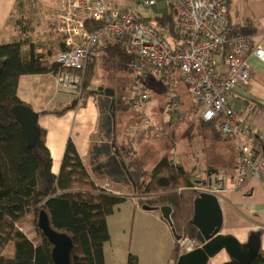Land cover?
<instances>
[{
    "label": "trees",
    "instance_id": "16d2710c",
    "mask_svg": "<svg viewBox=\"0 0 264 264\" xmlns=\"http://www.w3.org/2000/svg\"><path fill=\"white\" fill-rule=\"evenodd\" d=\"M139 19L154 25L173 44L179 43L180 34L171 13L152 18L140 15ZM98 26L88 24L91 30ZM239 29L247 34L244 28ZM62 46V50H66L65 45ZM22 47L21 40L0 44V264H55L53 244L38 227L41 211L48 214L53 229L72 238L71 264H105L104 245L110 239L107 218L127 200L128 195L114 194L98 185L72 139L67 142L58 175L52 172L53 159L46 144L44 128L40 127L35 147H29L26 133L13 113L16 105H29L19 97L20 78L50 72L57 74L63 68L49 62L54 51L39 52L36 45L30 43L28 58L25 59ZM102 50V55L86 72L81 96L61 109L44 110L40 114L63 116L70 110L86 106L88 98L97 93L85 92L97 73L94 65L97 60L109 69L107 76L115 88L110 104L112 116L115 112L123 114L131 109L126 95L135 75L134 57L115 42H109ZM223 51L226 52V47ZM201 126L204 136L221 138L216 120L202 121ZM117 149L134 184L115 182L140 197L139 202L146 208L160 211L163 206L171 207L169 223L176 239L185 235L197 239L198 229L192 219L195 199L201 192L195 189L200 185L195 177V168L185 169L174 164L168 156L149 168L155 154L153 151L138 153L125 143H117ZM27 215L31 216L38 233L37 243L21 229L22 220ZM9 245H13V254L4 255ZM180 255L176 243L171 255L172 264H176ZM129 263H137V257L130 255ZM224 264L239 263L229 260ZM253 264H264V253L256 257Z\"/></svg>",
    "mask_w": 264,
    "mask_h": 264
},
{
    "label": "crops",
    "instance_id": "0c3cea01",
    "mask_svg": "<svg viewBox=\"0 0 264 264\" xmlns=\"http://www.w3.org/2000/svg\"><path fill=\"white\" fill-rule=\"evenodd\" d=\"M230 3L231 24L244 28L247 34L257 40L264 33V0H231ZM18 5L19 0H0V44L19 40L11 24ZM167 11L168 9H165L163 13ZM28 49L23 44L25 59L28 58ZM215 58H217V66L214 62ZM212 60L217 74L221 77L226 76L229 72L226 52L214 54ZM250 62L252 65L250 83L236 86L230 93L229 100L239 116L236 128L243 140L251 144L259 154H264V61L250 55ZM176 73L180 74L182 80L184 79L178 70L167 71L162 81L165 88L174 84ZM56 80V74L52 72L24 75L19 81V97L39 113L44 110L61 109L76 97L72 93L59 90ZM147 92L151 98L149 90ZM176 96L178 97L176 109H172V102L168 103L167 97L163 101L166 102V115L171 116L170 122H175L177 113L174 114L173 111H178L180 106V95L176 94ZM112 98L114 97L105 93H97L88 98L86 106L70 110L63 116L40 114L38 124L46 130V144L51 152L52 172L55 175L60 172L67 142L72 139L94 181L98 185L112 184L109 176L93 170L95 163L105 160V157L94 158L93 148L96 145L111 141L116 143L117 148V143H121L115 137L116 129H112L113 116L110 106ZM161 106L165 107L163 104ZM104 109L108 110L107 114H104ZM193 109L196 118L192 125L195 121L199 122L200 129L195 134L189 135V140L192 142L197 140V149L190 156H185L184 162L177 156H174V159L165 156L176 165L193 169L199 153H202L203 167L197 179L201 185L209 184L214 179L215 171L226 170L229 173L226 188L218 196L223 214L221 233L231 234L241 243H246L252 232L259 231L260 251L264 253V183L258 178H252L245 190L234 188L237 164L235 142L222 134L218 139L204 136L199 111L195 105ZM112 189L118 194L127 195L122 189ZM130 195L132 194H129L127 200L119 204L107 218L110 239L104 245L105 264H131L130 255L137 257L135 264H172L171 255L177 239L171 224L161 211L145 209L139 200ZM21 225L27 236L37 243L38 233L31 216H25ZM3 254L12 255L13 245H9ZM229 260L228 252L222 250L212 257L208 264H224Z\"/></svg>",
    "mask_w": 264,
    "mask_h": 264
},
{
    "label": "built area",
    "instance_id": "2783aa9c",
    "mask_svg": "<svg viewBox=\"0 0 264 264\" xmlns=\"http://www.w3.org/2000/svg\"><path fill=\"white\" fill-rule=\"evenodd\" d=\"M150 8H156L160 14L172 9V20L180 34L177 45L154 25L139 19L141 12ZM89 23L99 26L91 30ZM57 30L66 47L53 61L64 68L56 74L59 89L81 96L88 68L109 42L120 44L134 57L138 80L178 70L190 86L200 119L216 120L220 133L235 142L234 188L245 190L252 178L264 183V154L243 140L236 128L239 116L229 100L236 86L251 81L250 55L264 61V33L255 40L231 24L229 0H134V6H125L120 0H64L57 16ZM225 47L229 72L221 77L212 57ZM149 97L146 90L138 89L129 101L132 107L141 108ZM171 102L172 109H176L177 99L172 97ZM197 158L195 174L202 171V153ZM228 176L226 170L219 169L209 184L197 185L195 189L219 196L226 188ZM101 186L118 194L109 183ZM176 243L181 254L202 246L198 239L188 235L180 236Z\"/></svg>",
    "mask_w": 264,
    "mask_h": 264
},
{
    "label": "rangeland",
    "instance_id": "374dc122",
    "mask_svg": "<svg viewBox=\"0 0 264 264\" xmlns=\"http://www.w3.org/2000/svg\"><path fill=\"white\" fill-rule=\"evenodd\" d=\"M63 1L19 0V5L11 19L12 27L17 32L16 37L23 42L24 46L29 48L30 43H34L39 52L54 51L49 56V62L55 61L56 55L62 51L63 47V38L57 30V16ZM120 2L125 6H134V0H120ZM167 12L171 13L172 9L169 8ZM141 15L152 18L161 14L157 12L156 8H150L142 11ZM214 62L217 66V58ZM94 65L97 73L89 86L85 88V92L87 90L96 91L101 86L111 87L115 90L107 76L109 69L102 65L100 60H97ZM87 72H89V68ZM165 75L158 77L154 74L146 77L147 79L140 80L134 75L132 77L133 84L126 99L128 100L138 89L149 90L151 98L147 100L144 107L134 108L131 106V109L123 114L115 112L112 120V129H116L115 137L118 142L132 146L138 153H143L146 150L155 153L149 168H153L165 155L172 159L177 156L184 162V157L190 156L198 146L196 139L193 142L189 140V135L195 134L200 129L199 122L195 121L194 126L192 125L196 118V112L193 109L194 102L190 86L184 79H181L179 73H176L174 84L165 88L162 83ZM176 94L180 95V106L178 111H173L174 114L177 113L175 122H170L171 116L166 115V102L163 101L167 97L168 103H170L172 97H177ZM176 99L178 100V97ZM162 104L165 107L161 106ZM103 112L107 114L108 110L104 109ZM106 133L107 130L105 135ZM111 135L109 134V136ZM183 154L184 156L181 157ZM195 177L198 179L200 175L196 174ZM110 182L112 183L110 184L111 188L122 189L123 193H127V195L132 193L129 188L116 183L117 181L115 182L113 178L110 179Z\"/></svg>",
    "mask_w": 264,
    "mask_h": 264
},
{
    "label": "water",
    "instance_id": "95a60500",
    "mask_svg": "<svg viewBox=\"0 0 264 264\" xmlns=\"http://www.w3.org/2000/svg\"><path fill=\"white\" fill-rule=\"evenodd\" d=\"M96 92L105 93L114 97L115 90L112 88L99 87ZM13 113L21 123L27 138L29 147H35L39 135L38 124L40 113L29 105H16ZM112 120V119H110ZM111 125V124H110ZM94 158L105 157L104 161L93 165V170L99 174L112 177L119 183H132L133 178L129 175L125 162L120 159L116 143L111 141L102 142L93 148ZM195 213L192 223L197 227V239L202 243L201 247L181 254L176 264H208L209 260L222 250H226L230 260L239 264H253L256 257L262 254L260 251V232H252L246 243H241L231 234H222L223 214L218 196L202 192L195 199ZM145 209H149L144 207ZM163 216L170 221L172 209L169 206L161 207ZM38 227L53 244L52 257L55 264H71L73 240L67 234L52 228L48 214L41 211L38 217Z\"/></svg>",
    "mask_w": 264,
    "mask_h": 264
},
{
    "label": "bare ground",
    "instance_id": "6f19581e",
    "mask_svg": "<svg viewBox=\"0 0 264 264\" xmlns=\"http://www.w3.org/2000/svg\"><path fill=\"white\" fill-rule=\"evenodd\" d=\"M231 4V3H230ZM231 6H229V8H230ZM229 17H230V15H229Z\"/></svg>",
    "mask_w": 264,
    "mask_h": 264
}]
</instances>
